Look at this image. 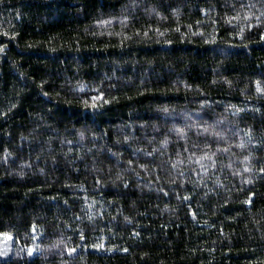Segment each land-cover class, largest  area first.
<instances>
[{
  "label": "trees",
  "instance_id": "1",
  "mask_svg": "<svg viewBox=\"0 0 264 264\" xmlns=\"http://www.w3.org/2000/svg\"><path fill=\"white\" fill-rule=\"evenodd\" d=\"M261 169L264 0H0V264H264Z\"/></svg>",
  "mask_w": 264,
  "mask_h": 264
},
{
  "label": "rangeland",
  "instance_id": "2",
  "mask_svg": "<svg viewBox=\"0 0 264 264\" xmlns=\"http://www.w3.org/2000/svg\"><path fill=\"white\" fill-rule=\"evenodd\" d=\"M10 239L7 236H0V249L6 254L9 249Z\"/></svg>",
  "mask_w": 264,
  "mask_h": 264
},
{
  "label": "snow or ice",
  "instance_id": "3",
  "mask_svg": "<svg viewBox=\"0 0 264 264\" xmlns=\"http://www.w3.org/2000/svg\"><path fill=\"white\" fill-rule=\"evenodd\" d=\"M5 35H7V33H5ZM258 90H259V89H258ZM94 99H95V98H94ZM85 105L88 106V105H87V101H85ZM91 107L95 108L96 105H95V104H92ZM261 171H264V169H261ZM4 235H7L9 239L11 238L10 234H4ZM31 251H32V250L29 249V252H31Z\"/></svg>",
  "mask_w": 264,
  "mask_h": 264
}]
</instances>
